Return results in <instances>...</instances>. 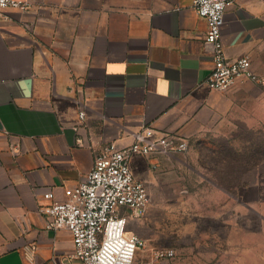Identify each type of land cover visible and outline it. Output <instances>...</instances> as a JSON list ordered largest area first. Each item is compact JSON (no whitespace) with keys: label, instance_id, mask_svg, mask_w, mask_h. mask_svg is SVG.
Returning <instances> with one entry per match:
<instances>
[{"label":"crops","instance_id":"crops-1","mask_svg":"<svg viewBox=\"0 0 264 264\" xmlns=\"http://www.w3.org/2000/svg\"><path fill=\"white\" fill-rule=\"evenodd\" d=\"M28 1L0 18V264H82L71 231L48 226L44 193L63 199L107 144L127 146L145 127L189 137L257 120L264 82L207 84L214 56L194 0ZM222 40L264 76V0L229 5ZM177 159L135 155L131 166L153 195ZM119 211L144 234L141 216Z\"/></svg>","mask_w":264,"mask_h":264},{"label":"rangeland","instance_id":"rangeland-1","mask_svg":"<svg viewBox=\"0 0 264 264\" xmlns=\"http://www.w3.org/2000/svg\"><path fill=\"white\" fill-rule=\"evenodd\" d=\"M260 84L255 91L264 99ZM257 117H230L194 136L177 133L188 148L166 156L179 160L163 183L152 186L139 218L147 242L141 262L264 264L263 111ZM170 248L174 255L154 259L156 250Z\"/></svg>","mask_w":264,"mask_h":264},{"label":"built area","instance_id":"built-area-1","mask_svg":"<svg viewBox=\"0 0 264 264\" xmlns=\"http://www.w3.org/2000/svg\"><path fill=\"white\" fill-rule=\"evenodd\" d=\"M236 0H194L196 12L207 22L205 42L213 52V68L207 84L215 89H227L239 80L264 82L252 68L249 55L236 58L227 56L222 40L225 12ZM8 7L27 10L28 0H0V18ZM79 116L84 119L82 107ZM135 140L127 146L115 142L107 144L96 157L83 180L65 189V197L57 198L53 190L44 193L50 200L47 211L51 215L49 227L68 228L74 239L73 256L82 264H143L137 258L147 247L146 239L130 232L127 215L120 207L129 208L142 216L150 201L147 184L135 176L131 162L135 155L172 156L188 148V142L171 131L156 132L145 127L135 132ZM173 248L159 249L154 259L174 255ZM42 264H59L50 260Z\"/></svg>","mask_w":264,"mask_h":264}]
</instances>
